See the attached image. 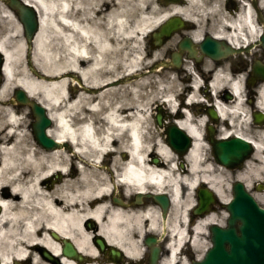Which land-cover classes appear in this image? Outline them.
Here are the masks:
<instances>
[{
  "label": "bare ground",
  "instance_id": "6f19581e",
  "mask_svg": "<svg viewBox=\"0 0 264 264\" xmlns=\"http://www.w3.org/2000/svg\"><path fill=\"white\" fill-rule=\"evenodd\" d=\"M26 1L37 7L41 20L34 41L33 64L50 79L35 77L25 65L21 75L16 76L19 49L16 46L10 51L8 43L14 36H22L21 27L15 14L0 1L14 22V28L0 37V50L6 58L0 99H6L15 87L24 88L48 109L54 122L48 134L70 145L44 149L35 140L30 125L25 124V116L16 108L0 104V263L55 264L44 256L51 252L62 257V264H114L93 241L100 235L123 249L133 264H142L143 236L159 229L158 211L151 207L134 208L129 203L118 206L112 198L124 194L130 200L137 193L160 192L171 197L174 215L169 224L171 256L162 264H188L181 259L180 249L187 239L183 225L187 210L194 203V191L199 184L207 183L227 204L230 197L225 196L222 186L226 170L204 157L207 144L201 141L202 126L193 124V116L180 120L195 138L184 159L186 172L179 168L175 152L163 139H149L153 114L146 101L153 96L165 108H177V97L173 85L162 86L168 73L164 76L160 68L156 71L159 85L155 91L147 90L150 77L130 81L145 65L146 57L137 38H144L169 16L182 15L196 25L197 40L205 28L202 21L210 18L215 24L211 31L217 37L237 45L245 43L260 32L250 4L232 15L212 7V14L189 13L187 8L175 4L155 10L156 15L143 13L135 33L122 37L125 32L129 34L127 25L134 13L154 5V0ZM202 1L190 3L198 5ZM125 38L136 43L130 47L122 42ZM123 79V87L112 86V82ZM77 84H82L83 90L75 94ZM209 86L211 95L207 98L217 96L213 107L223 119L231 120L234 127V121L251 122L249 112L243 109L242 77L234 78L222 67ZM89 88L103 89L90 94ZM201 88L202 81L196 78L188 102L204 103ZM225 89L233 93L234 100L225 102L219 98V92ZM257 107L264 109V82L259 86ZM231 136L242 137L255 146L252 159L245 164L248 171H237L235 176L251 190L253 177L264 179V130L259 138L246 135L241 128ZM153 153L161 164L152 162ZM106 160L110 161L107 171H99ZM149 182L156 187L149 189ZM137 190L140 191L136 193ZM257 199L264 202V195L260 193ZM216 217L211 213L199 223L190 236L194 246L199 245L202 234H208V225L224 223ZM89 222L94 226L90 227ZM62 240L73 242L83 261L61 255Z\"/></svg>",
  "mask_w": 264,
  "mask_h": 264
},
{
  "label": "water",
  "instance_id": "95a60500",
  "mask_svg": "<svg viewBox=\"0 0 264 264\" xmlns=\"http://www.w3.org/2000/svg\"><path fill=\"white\" fill-rule=\"evenodd\" d=\"M2 1L17 13L20 22L23 24L24 36L28 44V65L33 72L42 77L31 62L33 40L39 30L37 8L23 0ZM166 1L177 2L178 0ZM181 25L182 21L179 18H173L163 25L160 32L155 33L157 44L161 43L162 36H169L173 31L178 30ZM183 45L192 49L190 39L186 40ZM201 47L203 52L214 59H219L225 55L226 51H231L229 46L226 47L225 52L222 51L221 44L209 36L201 43ZM3 61V56L0 53V79ZM254 71L258 78L264 79V65L257 63L254 66ZM15 96L18 102L31 107L35 117L33 133L41 145L47 149L67 146L66 144H60L48 135L47 129L52 126L53 121L44 105L33 100L23 89H17ZM262 117L257 116L256 120L261 121ZM158 120L161 123L160 118ZM169 136L171 146L176 149L184 147L185 142H187L185 134L177 128L171 130ZM214 149L216 160L229 167H239L253 152L252 143L240 137L217 141L214 143ZM261 188L260 186L259 189ZM233 194L234 198L227 205L230 212L228 226L221 227L217 224L211 226L213 246L207 251L203 260L194 262V264H264V208L257 203L242 182L238 181L233 185ZM157 198L167 203L166 196H158ZM210 202H213L212 193L208 190L203 191L201 193V207L205 208L204 206ZM97 244L101 250L107 247L105 239L101 237L97 238ZM64 253L68 256H77V251L70 242H65ZM111 253L114 256L120 255V252L114 249L111 250ZM45 256L51 257L48 253H45ZM157 257L158 250L155 249L153 250L152 259L155 260Z\"/></svg>",
  "mask_w": 264,
  "mask_h": 264
},
{
  "label": "flooded vegetation",
  "instance_id": "af4514ba",
  "mask_svg": "<svg viewBox=\"0 0 264 264\" xmlns=\"http://www.w3.org/2000/svg\"><path fill=\"white\" fill-rule=\"evenodd\" d=\"M218 3H215L213 0H204L205 6H211V5H217L219 6V9L223 10L224 12L231 14V13H239L243 10L244 4L247 3V0H217ZM264 0H249V2L253 5L254 9L257 12V23L260 27V32L258 39L256 40V54L252 55L251 57L244 58V57H237L235 60V63H237L240 68L234 70V73L238 74H246V77L248 75H252L250 72V63L252 64L255 60H260L264 62V48L262 46V36L264 35ZM180 5L182 8H187L188 10L191 7V3L189 0H181ZM195 33V29L192 27V25H187V30H181L178 33L174 34L171 38L165 39V44L162 47L163 50V56L164 58H172L175 53H179L181 57V65L179 67H168L165 68L166 71H175L174 74H176L178 77L187 76L188 80V74L187 69H192L194 71L202 72L203 75H210V79L212 77V74L214 71L218 68L225 67L229 72H231V62L232 59L226 58L219 61H214L211 58L206 57L202 52H199L198 57L200 59L197 61L196 59L191 60L189 58V53L187 51H181L179 48L180 42L187 36ZM197 50L200 49L199 46L196 47ZM249 60V61H248ZM250 62V63H249ZM249 93V99L248 101L251 102V104H255L257 101V94L252 89L248 90ZM223 99H226L228 94L222 93L221 94ZM252 115H255L258 113V108H250ZM186 110L190 111L191 115L194 117L193 119L195 121H199L200 118L205 117V139L211 140V135L215 138H221L222 136L219 135V131L221 129L226 128L229 126L228 121L221 120L219 117H213L211 115L212 108H176V109H169V108H161L160 114L161 118L164 121L163 128H162V134L163 138L165 139L169 129L176 125L178 120H182L186 117ZM156 117V115H155ZM253 126L256 127V125L253 123ZM156 128V126H154ZM182 166V164H180ZM123 201L125 204L129 203L131 207L134 208H148L151 207L154 210L158 211V218L161 223L160 230L158 232H147L145 235V238H155L158 239L163 235V206L155 199L154 196H149L148 194H141V200L139 201L137 199V195L133 196L132 199L127 200L125 197H123ZM172 203H170L169 208L167 210V223L169 224L170 220L172 219ZM199 214L197 213V208H193L191 211L187 213L186 219L190 221V229L193 230L199 221ZM157 246L160 247V257L159 260L156 261V263H153L151 261V249L149 247L146 248V253L143 258V264H160L162 259H164L166 256L170 255V249H169V234H168V226H167V233L164 235L163 239L160 241H157ZM144 243V242H143ZM196 253L194 249L188 244L185 246L181 253V257L185 256L189 261H192L195 257ZM106 259L109 260V258L106 256ZM126 263H129L127 261Z\"/></svg>",
  "mask_w": 264,
  "mask_h": 264
},
{
  "label": "rangeland",
  "instance_id": "374dc122",
  "mask_svg": "<svg viewBox=\"0 0 264 264\" xmlns=\"http://www.w3.org/2000/svg\"><path fill=\"white\" fill-rule=\"evenodd\" d=\"M46 1V0H45ZM156 6V7H155ZM164 6H163V3L161 0H154V5H149L146 9H144L143 11H137L134 13V16L131 18V20L128 22V33H124V36H128L130 34H133L135 33L134 31L138 28V26L140 25V19L141 17L143 16V13L145 14H148V15H156V13L154 12L155 10H159V9H163ZM46 18V16H44ZM17 20V19H16ZM205 20H203L202 22H204ZM17 23H19V21L17 20ZM207 25L209 26L210 25V22H207ZM17 27V25H15ZM20 27H21V24H20ZM14 28V22L12 20V16H11V13L9 11H5V9L3 8L2 5H0V37H4L6 34L9 33V31ZM17 30V29H15ZM131 31H133V33H130ZM16 33V31H15ZM150 35V34H149ZM22 37L19 35V36H14L13 38V41L9 42L8 43V48L10 51L12 50H15V47L18 46V57H17V60H16V65H15V72H16V76L19 77L21 74V69L23 68V65L26 66V61L25 59L22 61V57L20 56V52H21V42H22ZM137 39H140L141 42L140 43V46L143 50V55L146 57L145 58V61H144V69L145 68H148L153 62L154 60H157L159 59L162 54H161V51L160 50H157V49H152V45H153V40H150L148 41L147 40V37L145 38H137ZM122 42H127V45H129L130 47H132V45H134V43H136V41L134 40H131L129 38H125L124 40H122ZM15 44V45H14ZM31 71V70H30ZM140 72V71H139ZM32 73V71H31ZM33 74V73H32ZM35 75V74H33ZM165 76V74H164ZM172 77L169 78V77H166L163 79V82H162V86H170V85H173V90H174V94L176 95V99H177V102H180V96H182V94L186 91V87L187 85L191 84L189 83L188 81H186V77H179L177 78L176 76L174 75H171ZM145 77H150L151 78V84L150 86L147 88V90H152V91H155L154 87L155 86H158L159 85V80H158V77L156 76V73H151V74H148L146 75ZM143 78V77H142ZM160 78H163V76H161ZM138 80V79H137ZM136 81V80H135ZM125 83H122L120 84L119 86L123 87ZM119 86H115V87H119ZM201 95V94H200ZM12 96V92L10 93V95L4 99L3 101H6L8 100L10 97ZM201 97L204 98L203 95H201ZM143 99V98H141ZM156 100L157 98L154 99V97L152 96L150 98V101H146L148 103V107L149 108H156V106L158 105V103H156ZM0 104H3V103H0ZM195 107L194 108H198L197 105H194ZM18 110V113L19 114H23L25 116L24 118V121H25V124L26 125H29V122H30V119L32 118V113H31V110L30 108H28L27 106H18V107H14ZM247 108H250L249 106H247ZM237 123L240 124L239 121H237ZM242 128H241V131L243 133H245L246 135H249V136H252L254 138H259L260 137V131H263L262 129H257V128H252L251 125L247 124L245 125V123H243L242 125ZM252 157L249 159L251 160ZM248 160V161H249ZM211 162V161H210ZM105 164H109V160H106L105 161ZM248 167L246 166H243L242 169L238 170V171H248ZM99 171H107V168H105L104 166H100L98 168ZM227 172H223V182H222V186H223V189L225 191V196L227 198H232L233 196V193H232V184L233 182H235V176L236 174L238 173L237 171L235 172H231L229 170H226ZM252 177V176H251ZM258 184H264V179H260V177H253L252 179V186H251V193L253 194V196L257 199V196L261 193L262 195H264V188L259 191L258 190ZM257 201L259 202V204L261 206L264 207V202L263 201H259L257 199ZM221 205V204H220ZM225 208L221 205L217 208V211L215 212L216 214V220L218 222H224L223 224H226V216H225ZM209 228V227H208ZM210 246V240L209 238L207 237V235L205 234H202L201 237H200V242H199V245L197 247V252H198V256L199 257H202L206 251V249Z\"/></svg>",
  "mask_w": 264,
  "mask_h": 264
}]
</instances>
